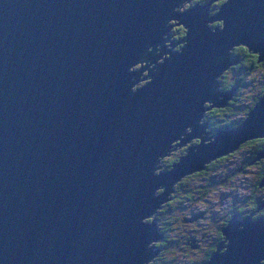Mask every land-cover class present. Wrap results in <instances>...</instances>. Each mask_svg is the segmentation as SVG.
<instances>
[{"label": "water", "instance_id": "obj_1", "mask_svg": "<svg viewBox=\"0 0 264 264\" xmlns=\"http://www.w3.org/2000/svg\"><path fill=\"white\" fill-rule=\"evenodd\" d=\"M183 1L0 0V264H143L162 246L146 245L160 232L145 217L173 183L264 138V83L235 125L200 120L236 87H215L231 47L264 56V0H222L211 14V0ZM177 23L183 36L169 38ZM174 143L182 153L161 167ZM254 210L233 211L200 264L259 263Z\"/></svg>", "mask_w": 264, "mask_h": 264}, {"label": "trees", "instance_id": "obj_2", "mask_svg": "<svg viewBox=\"0 0 264 264\" xmlns=\"http://www.w3.org/2000/svg\"><path fill=\"white\" fill-rule=\"evenodd\" d=\"M221 1L222 0H211L210 5L212 9L217 8ZM215 24L220 25V20H213L209 23L211 26ZM183 32L182 30L177 36L179 37ZM231 53L234 57H237V60L229 65L226 76L231 75L232 79L225 85V88L236 85V89L223 105H212L204 110L200 120L205 121L208 128H222L235 125L241 120L261 93L264 83V58L256 61V53H252L243 44L232 46ZM223 69L217 75L216 80L221 78ZM247 82L249 85L245 86ZM206 104L207 102L204 103V105ZM263 147V137L248 138L233 150L208 160L198 170L182 176L173 183L168 198L155 209V216H153V214L151 215L155 224L157 223V229L161 232L167 244L172 243L170 247H164V249H167L166 253L161 251L156 257V261L153 262L154 264H200L203 260L209 258L217 242L224 239L220 227L227 221L231 213L229 212L230 214L223 215L222 219L219 220L220 224L218 226L214 225V219H212L213 224L205 231L207 239L212 240L211 243L204 249L194 250V252L186 251L189 255H186V259L183 262L179 259L177 260L175 256L170 255V248H174L177 243L179 244V236L176 234L177 231H174L173 228L174 221L178 219L179 222L184 223L182 217L193 214L195 211L194 205L206 201L209 193L214 191L216 187L224 186L230 181L229 179L233 176L242 175L249 167L255 166L256 168L254 182L250 187L249 185L245 186L240 193L235 194V200L230 201L232 197L229 198L228 205L231 207L230 210L232 213L233 211H237L236 215L238 219H240L246 214H241L243 209L244 212L252 211L257 207L258 199L264 201V184L257 186L259 178L264 172V155L249 162L256 155V151ZM176 151L177 152L167 159L162 158V167L168 166L183 150L179 148ZM177 153L179 154L176 155ZM220 202V199H217L211 207L200 211L203 212L205 216L204 220L205 222L207 221L206 224H210L211 222L206 216L213 213L216 214L223 205H219ZM179 205L182 209L177 213L175 210L180 209ZM238 213L240 215H238ZM253 216H263L264 218V204L254 210ZM189 240L192 241L190 238ZM222 243H225V239ZM185 248H188V245H186ZM223 248L224 245L220 248V251ZM150 260L151 259H149V261ZM263 261L264 258L260 259L257 264H261Z\"/></svg>", "mask_w": 264, "mask_h": 264}, {"label": "flooded vegetation", "instance_id": "obj_3", "mask_svg": "<svg viewBox=\"0 0 264 264\" xmlns=\"http://www.w3.org/2000/svg\"><path fill=\"white\" fill-rule=\"evenodd\" d=\"M189 1H191V2H189V4L190 3H194V1L195 0H189ZM202 2H205L204 0H198V1H196V3H202ZM211 2V1H210ZM210 2L208 3V5H207V13L208 14H211V13H213L215 10H216V8L215 9H212V7H211V5H210ZM181 7V6H180ZM185 7V6H184ZM180 9V8H179ZM177 20V19H176ZM169 22V21H168ZM175 22V21H174ZM169 29H171V30H168V32L170 33V32H173L171 35H169V38H177L178 36V33L179 32H181L182 30L184 31V27H183V25L181 24V23H177V24H171L170 25V27H169ZM183 34H184V32L182 33V35H180L179 37H181V36H183ZM178 37V38H179ZM164 43H167V41L165 40V41H163ZM179 43H175L171 48H174V47H177V45H178ZM171 46V44H166L165 45V47H170ZM157 47V46H156ZM158 50L156 49L155 50V52H157ZM230 55L232 56V57H234V55L231 53V50H230ZM237 58V57H236ZM264 58V57H263ZM262 58V59H263ZM235 62V61H234ZM141 63L142 64H144V60H141ZM151 62L147 65V66H151ZM230 64H233V62H231V63H229V64H227V66H225L224 67V69H223V71H222V73H221V78H218L216 81H215V87L217 88V89H219V91H223V90H226V89H228V88H230V87H233V86H235V85H232V86H230V87H228V88H225V85H227L228 83H229V81L232 79V76L231 75H229V79H227V77L228 76H226V73H227V71H228V69H229V65ZM140 65V64H139ZM139 65L137 66V64L135 65V64H133V66L131 67V68H136V67H139ZM146 73V68H143L142 70H141V72H140V77L141 76H143L144 74ZM149 77H145V79L144 80H142L141 82H138V83H140V84H142L143 82H145L147 79H148ZM217 83V84H216ZM224 87V88H223ZM235 89H236V87L233 89V91H232V93L235 91ZM231 93V94H232ZM230 94V95H231ZM214 128V127H213ZM210 129H212V128H210ZM196 139H193L192 141H195ZM175 144V149H173V150H171V148L169 149V151H168V153L166 154L167 156L165 157L164 155V159H167L168 157H170V156H172L175 152H177L176 150L177 149H179V148H181L182 150H183V148H184V146H182V145H178V144H176V143H174ZM172 152V153H171ZM170 153H171V155H170ZM179 153H177L176 155H178ZM176 155H175V157H176ZM163 156H161L160 158H159V164L161 165L162 164V158H163ZM161 167H162V165H161ZM165 167V166H164ZM163 204V203H162ZM182 205V204H181ZM179 208L180 209H177V213L182 209V207L179 205ZM155 210H154V213H153V216H155ZM248 213V212H247ZM199 215L197 216V218H195V220H194V224H187L186 222H179V220L178 219H176L175 221H174V224H173V228H174V231H177L176 232V234L179 236V239H178V241H179V244H178V246H177V248L175 247V248H170L171 249V252L172 253H180V247H185L186 245H188V248H190L191 246L190 245H195L196 246V248L195 249H193V251L192 252H194V250H200V249H204V248H206L207 247V245H209L210 243H211V241L212 240H210V239H207V236L205 235V231H206V229L207 228H209V227H211V224H213V221L211 220V222H210V224H204L203 222L205 221L204 220V218H205V216H204V214H203V212H199L198 213ZM254 215V214H253ZM252 215V216H253ZM187 219V217H185V216H183L182 217V220L183 221H185ZM206 223H207V221H206ZM156 225H157V223H156ZM207 226V228H206V226ZM160 232V231H159ZM189 238L192 240V241H190L189 240ZM190 241V242H189ZM189 242V243H188ZM152 244H154V245H162L156 252H155V254L150 258L151 260L149 261V259L145 262V263H143V264H154L153 262H155L156 261V257L158 256V254L161 252V251H163L164 253H166V251H167V249H164V247L165 246H171V244L172 243H168L167 244V241L164 239V237H162V234H161V232H160V237L159 238H157L156 240H154L153 242H152ZM190 244V245H189ZM221 244H223L222 242H221ZM149 244H147V246H148ZM150 248L151 249H154L155 248V246H150ZM174 255H178V254H174ZM261 264H264V261L261 263Z\"/></svg>", "mask_w": 264, "mask_h": 264}, {"label": "rangeland", "instance_id": "obj_4", "mask_svg": "<svg viewBox=\"0 0 264 264\" xmlns=\"http://www.w3.org/2000/svg\"><path fill=\"white\" fill-rule=\"evenodd\" d=\"M189 2H191V1H189V0H186L185 1L184 0L181 3V5H180L181 7L179 6V7H177V9L180 8L179 10L182 11L183 8H184V6L187 7V6L190 5ZM168 20H169V22L177 21L175 18L174 19L173 18H169ZM208 23H211V21H208ZM166 41L169 42V40H166ZM136 64L138 66L140 64V61H137L135 63V65ZM139 77H140V75H139ZM144 79L145 78L139 79L132 86L140 85V83H138V82H141ZM227 79H229V75H228ZM190 142L192 143L193 141L191 140ZM175 148H176L175 145H173L171 147V150H173ZM164 156L166 157L167 155L164 154ZM164 156H163V158H164ZM157 169H160V166H158ZM255 172H256L255 166L249 167L247 169V171H245L242 175L240 174V175L235 176V177L233 176L234 178L232 177L231 179H229L230 181L228 180L229 182H227L224 186H222V187H220V186L219 187H216V189L214 191H212L211 193H209L208 197L206 198V201L194 205V209H195L194 213L191 214V215L185 216V217H187V219L184 222H186L187 224H194V220H195V218H197V216L199 215L198 213L200 211L205 210V209H208L209 207H211V205H213L217 201V199H220L221 202L219 203V205L223 204L221 206L220 210H218V211L216 210L217 211L216 214L213 213V214H209V215L206 216L207 219H210V220L214 219V225L215 226H218L220 224L219 223V220L222 219V216L223 215L232 213L231 210H230L231 207H229V205H228L229 198L232 197V199L230 201L235 200L233 198L235 197V194L237 192H241L242 188H244L245 186H248L249 185V187H250L253 184L254 179L256 177V175L254 174ZM230 186L232 188H230ZM176 211L177 210H175V212ZM243 213H247V211L244 212V209H243L242 212H241V214H243ZM251 214H253V213H251ZM238 215H240V214L238 213ZM149 218H150V220L152 219L151 218V214L148 215L147 217H145V220L146 221H150ZM203 223L206 224L205 221ZM206 228H207V226H206ZM153 241L154 240L148 241L147 244H152ZM177 245H178V243H177ZM190 246H191L190 248L180 247V253H172V252H170V255L175 256L177 258V260L179 259L181 262H183L186 259L185 258L186 255H189V254L186 253V251L192 252L193 249L196 248L195 245H190ZM172 248L173 247H171V249ZM174 254H178V255H174Z\"/></svg>", "mask_w": 264, "mask_h": 264}, {"label": "clouds", "instance_id": "obj_5", "mask_svg": "<svg viewBox=\"0 0 264 264\" xmlns=\"http://www.w3.org/2000/svg\"><path fill=\"white\" fill-rule=\"evenodd\" d=\"M211 26V25H210ZM231 50V49H230ZM217 84V83H216ZM247 85H249V83L247 82L246 84H245V86H247ZM161 166V165H160ZM240 193V192H239ZM233 199H235V197L233 198Z\"/></svg>", "mask_w": 264, "mask_h": 264}, {"label": "bare ground", "instance_id": "obj_6", "mask_svg": "<svg viewBox=\"0 0 264 264\" xmlns=\"http://www.w3.org/2000/svg\"><path fill=\"white\" fill-rule=\"evenodd\" d=\"M236 45H240V44H236ZM263 57H264V56H263ZM263 57H262V58H263Z\"/></svg>", "mask_w": 264, "mask_h": 264}, {"label": "built area", "instance_id": "obj_7", "mask_svg": "<svg viewBox=\"0 0 264 264\" xmlns=\"http://www.w3.org/2000/svg\"><path fill=\"white\" fill-rule=\"evenodd\" d=\"M230 188H232V187L230 186ZM237 193H239V192H237ZM237 193H236V194H237Z\"/></svg>", "mask_w": 264, "mask_h": 264}]
</instances>
